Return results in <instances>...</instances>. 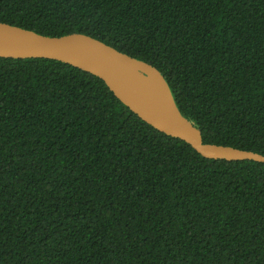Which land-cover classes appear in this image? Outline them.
<instances>
[{"label":"trees","instance_id":"16d2710c","mask_svg":"<svg viewBox=\"0 0 264 264\" xmlns=\"http://www.w3.org/2000/svg\"><path fill=\"white\" fill-rule=\"evenodd\" d=\"M158 68L207 143L264 154V0H0ZM0 264H264V163L207 158L99 77L0 56Z\"/></svg>","mask_w":264,"mask_h":264},{"label":"water","instance_id":"95a60500","mask_svg":"<svg viewBox=\"0 0 264 264\" xmlns=\"http://www.w3.org/2000/svg\"><path fill=\"white\" fill-rule=\"evenodd\" d=\"M0 56L44 57L69 63L102 79L141 119L185 141L202 156L264 163V154L253 150L204 142L200 129L179 110L158 68L94 37L79 32L49 36L0 22Z\"/></svg>","mask_w":264,"mask_h":264}]
</instances>
